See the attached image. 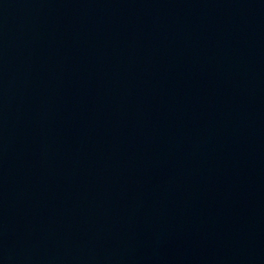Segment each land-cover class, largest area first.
Returning a JSON list of instances; mask_svg holds the SVG:
<instances>
[{
	"label": "water",
	"instance_id": "obj_1",
	"mask_svg": "<svg viewBox=\"0 0 264 264\" xmlns=\"http://www.w3.org/2000/svg\"><path fill=\"white\" fill-rule=\"evenodd\" d=\"M0 264H264V0H0Z\"/></svg>",
	"mask_w": 264,
	"mask_h": 264
}]
</instances>
